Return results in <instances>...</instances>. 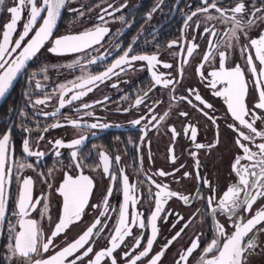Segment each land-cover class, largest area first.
Segmentation results:
<instances>
[{"label": "flooded vegetation", "instance_id": "af4514ba", "mask_svg": "<svg viewBox=\"0 0 264 264\" xmlns=\"http://www.w3.org/2000/svg\"><path fill=\"white\" fill-rule=\"evenodd\" d=\"M239 2L241 0H217L218 6L227 8L235 7ZM242 2L245 4L243 15L246 19L250 18L249 13L254 10L253 6L264 9V0H242ZM12 4L13 0H7L5 9ZM203 6L202 0H71L62 11L61 18L53 31L52 40L64 35L82 33L98 24L107 27L108 33L100 44L94 46L95 50L88 49L87 54L55 55L47 51L52 44L50 40L41 49L38 59L30 62L28 70L23 73L0 109V137L10 133L9 160L12 170V183L9 189L10 209L14 207L20 187L17 181L31 178L34 182L33 199L47 197L46 201L41 200L40 206L31 214L33 218L40 220L47 235L53 230L61 213L62 198L57 188L63 182L65 174L77 176L82 172L94 181L89 205L81 221L71 225L58 236L54 244L63 247L64 243L71 242L82 234L96 214L103 210L102 198L111 188L112 196L109 198V205L117 211H109L108 215L111 219L101 218L102 223H107V227L99 238L93 237L96 241L93 252L109 247L106 237L116 226L118 209L123 204L122 178L124 175L128 176L130 185L135 186V194L138 198L135 206L129 205V221L140 213L147 229L141 230L138 226L132 228V235L126 237L113 253L117 264H125L123 253L131 250L135 236L142 233L144 240L132 256L145 247V242L150 237L149 221L154 211L156 197L150 195L149 189L153 194L158 191L153 181L166 184L170 190L190 197H194L197 190L204 197L211 194L210 189L202 183L204 179L210 181L215 187L218 197L222 196L228 186L236 182L237 177L232 171V164L234 158L243 153L235 143L237 133L228 127L233 120L227 112V105L222 97L213 95L215 89L209 86L212 78L208 76V73L217 68L219 56L210 57L208 62L203 60V56L211 50L209 42L211 41L214 49L217 40L227 39L224 33L232 25L222 24L218 20H206L207 14L203 12H198L191 20L187 19L192 12ZM68 9H75V11ZM211 14L219 15L214 9ZM101 15L104 17L103 20L99 19ZM256 15L259 17L261 13ZM9 21L10 14L6 10L0 12V30H3V26ZM23 23L22 19L18 24L17 33L21 31ZM206 28H214L216 36L207 34ZM261 32H264V23H258L248 35L251 38H257ZM174 41L175 44L172 43ZM246 42V38L242 36L239 44L227 49L229 59L226 66L239 64L245 69V75L250 84L247 102L251 107L258 93L252 90L251 83L254 78L247 71L245 59L240 55V48ZM193 44L198 47L193 51V55L188 57L186 51ZM129 47L132 48L129 56L155 55L159 63L155 65V68H150L146 61H134L130 66L124 65V71L116 70L119 75H113L111 79L99 84V87H94V90L86 96L73 101L70 105L66 104L56 115H51L59 107L61 84H69L70 81L88 72L98 74L104 71ZM101 56L106 58L98 59ZM81 57L80 64L85 65L83 72L79 66L74 68L66 66ZM91 58H97V63L87 64ZM166 63L171 64L172 67L165 68ZM201 64H203L202 69L199 67ZM44 66H47L46 73L41 71ZM181 68L182 76L179 71ZM153 71L161 76L162 81L176 79L178 82L168 87H164L163 83L156 85L152 76ZM32 72L37 73L35 78L32 77ZM201 72L207 76V79L202 81ZM37 83L39 87L36 86ZM173 87L175 90L170 91ZM189 89H195L206 103L213 106L211 109L204 110L216 118L215 125L198 110L204 106L195 99L194 95H189ZM73 94L68 92L64 99L68 100ZM141 97L143 102L136 105V99ZM181 97L191 99L197 108H193ZM38 99L46 100V102L36 104L35 101ZM97 101L101 102L97 103ZM85 103L92 106L85 109L82 107ZM181 112H186L188 115L181 116ZM86 113H92V115L89 116ZM165 113L167 116H164ZM153 116L156 117L155 120L152 119ZM70 120L79 121L81 127L77 129L71 126ZM136 120H140L141 123L134 124ZM55 123L63 126L51 127ZM93 123L107 125V127L95 129L87 127ZM256 124L258 128H264L259 120ZM193 127L197 133L195 141L190 138ZM172 128H175L177 135H173ZM217 133L219 143L216 147L211 149L195 147L197 143L205 145L215 143ZM81 136L87 139L78 146V160L81 167L76 168L70 156L73 149L57 148L55 142L62 141L67 144ZM40 137L43 139H39ZM25 139L29 141L32 151H41L45 155L39 160L35 156H27L23 152L22 144ZM259 142L261 141L257 138V143ZM252 147L255 151V147ZM57 150L61 153L59 157L55 155ZM101 153L109 157V174H103L104 162ZM117 156L120 158L119 161L115 159ZM197 160L199 169L196 167ZM22 163L31 164L32 167H24L18 171V166ZM241 163L244 164L247 161H241ZM161 170L170 174L166 176L156 174ZM197 170L200 179L197 178ZM50 171L51 175H48ZM184 173L190 175L185 176ZM111 175L116 176L115 181L110 179ZM45 180L48 182L45 183ZM45 202L49 205L48 216L51 220L47 218L41 220L38 215ZM94 204H99L101 207L93 208ZM261 204H264V201L258 200L253 206V211ZM204 205V200H194L189 207L177 198L169 199L157 220L159 231L149 257L138 261V264H147V260L159 252L168 241H172L182 225L190 219L189 226L171 243L158 264H175L179 253L190 246L195 235L202 234L201 247L204 246L205 241L210 242L213 236V218L210 215L202 216L195 213L197 208L203 209ZM166 213L172 214L166 215ZM177 213L184 217V220L179 223H176ZM251 214L245 213L246 216ZM193 216H195L194 219ZM15 219L12 217L13 222ZM216 219L224 223L226 217L217 216ZM174 223L175 227H172ZM226 226L230 229V224ZM6 236L7 233L4 232L0 239V264H8L5 260ZM258 243L260 247L249 258V264H264V251H261L264 249V233L259 235ZM199 251L200 249H197L193 257H196ZM51 254L53 253L50 249L46 255ZM89 258L91 254L90 257H85V261ZM12 264H15V261ZM101 264H110V261L108 258H103ZM188 264H194V259L190 258Z\"/></svg>", "mask_w": 264, "mask_h": 264}, {"label": "snow or ice", "instance_id": "6c2138e0", "mask_svg": "<svg viewBox=\"0 0 264 264\" xmlns=\"http://www.w3.org/2000/svg\"><path fill=\"white\" fill-rule=\"evenodd\" d=\"M6 2L7 0H0V12L6 10L10 14V21L3 26V30H0V100L5 98L19 75L28 70L30 62L38 59V54L45 44L52 40L53 31L56 29L57 22L61 18L62 11L66 9V5L71 0H13L12 6H8L5 9ZM202 4L204 6L192 12L187 17L188 20H191L198 12H203L207 14L205 16L206 20H218L222 24L230 23L232 25L224 33L227 39L217 40L214 49L212 48L211 41L209 42L211 50L203 56V60L208 62L210 57L215 58V56H219L217 68L208 73V76L212 78L209 81V86L215 89L213 95L222 97L227 105V112L230 113L233 120V123L228 124V127L237 133L235 143L243 153V155H237L232 164V171L235 173L237 180L228 186L220 197L217 196L215 187L206 179L202 183L211 191V194L207 197L202 196L198 190L194 197H190L189 195L170 190L166 184H158L153 181L158 191L153 194L151 193V189H149L150 195L156 197L154 211L149 221L150 237L146 240L145 247L135 256H132V253L137 248H140L141 242L144 240L142 233L134 237V244L131 250L123 253L125 264H138V261L149 257L159 231L157 220L161 215L164 204L172 198L181 200L189 207H191L194 200H204V208H197L195 213L202 216L210 215L213 218L214 225L213 236L210 242L205 241L204 246L201 247L202 234L195 235L190 246L179 253V258L175 261V264H188L190 258L194 259V264H249V258L260 247L258 237L261 233H264V204H261L255 211H253V206L257 204L258 200L264 201V128H258L256 124L257 120H259L260 124L264 125V32H261L257 38L249 37L248 33L258 23H264V9L253 6L254 10L249 13L250 18L246 19L243 15L245 4L242 0L232 8L218 6L217 0H202ZM213 9L219 15H212ZM68 10L75 11V9ZM105 11L107 10L105 9ZM257 13H261V15L258 17ZM22 19L24 23L21 26V31L17 33L18 24ZM99 19L103 20L104 17L101 15ZM185 26L187 27V25ZM197 27H199L198 24ZM34 29L35 31H33ZM108 31L107 27L98 24L92 29L85 30L79 34L64 35L52 40V44L47 48V51L61 56L73 53L87 54L88 49L95 50L94 46L101 43ZM205 32L212 37H215L217 34L214 28H206ZM14 36L15 39H13ZM242 36L246 38L247 42L240 48V55L245 59L247 71L254 78L251 83L252 90L258 93L257 99L253 101L251 107H249L247 102L250 84L246 78L245 69L239 64L231 67L226 66V62L229 59L227 49L234 48L236 44H239ZM172 43L175 44L176 42ZM169 46L171 47L172 45L170 44ZM197 47V45L193 44L191 48H188L186 51L187 56L191 57ZM130 52H132L131 47L98 74L88 72L77 77L76 80L70 81L69 84H61L59 86V107L51 115H56L66 104L70 105L73 101L86 96L94 90V87H99V84L104 83L107 79H111L113 75H119V72L116 70L120 69V71H124V65L130 66L134 61H146L150 68H155V65L159 63L155 55L134 54L129 56ZM105 58L106 56H101L98 59L104 60ZM80 59L82 57L66 66L68 68L79 66L83 72L85 65L80 64ZM96 63L97 58H91L87 61V64ZM164 67L171 68L172 65L166 63ZM199 67L202 69L203 64ZM41 71L46 73L47 66L41 68ZM179 71L182 76L183 69L181 68ZM31 75L35 78L37 73L32 72ZM200 75L202 81L207 79V76L203 72ZM152 76L156 85L163 83L164 87L175 85L178 82L176 79L162 81L161 76L155 71L152 72ZM45 79H47L46 75ZM36 86L39 87V83ZM76 89H80V91H76ZM174 90V87L170 89V91ZM68 92H73L74 94L68 100H65L64 96ZM188 92L190 96L194 95L195 99L200 101V104L204 106L203 108H198V110L215 125L216 118L204 110L205 108L211 109L213 106L206 103L195 89H189ZM181 99L187 100L193 108H197V105L193 104L192 100L188 97H181ZM45 102L46 100L39 99L35 101L36 104H43ZM100 102L97 101V103ZM142 102L143 98L141 97L136 99L135 104L139 105ZM91 106L87 103L82 105L85 109ZM258 111L259 114H257ZM86 115L90 116L92 113H86ZM180 115L187 116L188 114L181 112ZM164 116H167V113ZM152 119L155 120L156 117L153 116ZM69 123L77 129L81 127L77 120H70ZM133 123L139 125L141 121L136 120ZM61 126L63 125L60 123L51 125L54 128ZM87 127L95 129L97 127H107V125L93 123L87 125ZM245 129L247 131H244ZM171 131L173 135H177L175 128H172ZM196 134V129L193 127L190 136L192 141L196 140ZM257 138L261 142L257 143ZM39 139H43V137ZM86 139L87 137L81 136L67 144L62 141H56L55 144L57 148L67 147L73 149L70 156L75 167L80 168L78 146H81ZM9 142L10 133H5L0 137V235H3L4 232L7 233L5 260L8 264H12L13 261H15V264H101L103 258H108L110 264H117L113 253L120 247L126 237L132 235V228L138 226L141 230L147 229L145 220L141 218L142 214L140 213H137L129 221V205L135 206L138 198L135 194V186L130 185L128 176L124 175L122 178L123 204L118 209L116 226L106 237L110 244L109 247L95 253L93 252V245L96 242L93 237L99 238L100 234L107 227V223H102L101 218L111 219L108 215L109 211H117V209L111 208L109 205V198L112 196L111 188L108 189L106 195L102 198L103 210L96 214L93 221L82 234L71 242L64 243L62 241L64 243L63 247L54 244L53 242L58 236L64 233L71 225L81 221L89 205L94 181L82 172L77 176L65 174L63 182L57 188L58 194L62 198L61 213L53 230L46 235L40 220L33 218L31 214L40 206L41 200L46 201L47 197L41 196L35 200L33 199L32 190L34 182L31 178L17 181L20 187L14 207L12 209L9 208V189L12 183ZM218 143L217 133L215 143L210 145L197 143L195 147L197 149H211L216 147ZM22 144L23 152L29 157L35 156L39 160V158L45 155L41 151H32L27 139L23 140ZM252 146L255 147V151H253ZM55 155L59 157L61 155L60 151H55ZM101 157L104 162L103 174H109V157L104 153H101ZM115 159L119 161L120 158L117 156ZM241 161H247V163L242 164ZM24 167H32V165L22 163L18 166V171ZM196 167L199 169L198 160L196 161ZM156 174L166 176L170 173H165L161 170ZM48 175H51V171ZM184 175L188 176L190 174L184 173ZM196 175L200 179L198 170ZM110 179L115 181L116 176L111 175ZM47 182L45 180V183ZM92 207L99 208L101 205L94 204ZM48 213L49 205L45 202L38 215L41 220L44 218L51 220ZM245 213L252 214L246 216ZM171 214L166 213V215ZM176 216V223L184 220V217L179 215V213ZM217 216L226 217L225 222L221 223L216 219ZM12 217L16 218L15 222H13ZM192 218L194 219L195 216ZM190 223L191 219L186 221L172 241H168L160 248L159 252L152 255L147 260V264H158L167 248L171 246V243L175 239L179 238L180 234L183 233ZM229 224L230 229L226 226ZM172 227H175V223ZM57 248L59 250H56ZM50 249L53 254L46 255L50 252ZM82 249L83 251H81ZM197 249H200V251L196 257H193V253ZM261 251H264V249H261ZM90 254L91 258L85 261V257H90Z\"/></svg>", "mask_w": 264, "mask_h": 264}, {"label": "water", "instance_id": "95a60500", "mask_svg": "<svg viewBox=\"0 0 264 264\" xmlns=\"http://www.w3.org/2000/svg\"><path fill=\"white\" fill-rule=\"evenodd\" d=\"M58 23V22H57ZM24 73V72H23ZM23 73H21L18 77V79L14 82L13 87L10 89V91L6 94L5 98L0 100V109L2 108V106L4 105V103L7 101V99L9 98L10 94L12 93L13 89L15 88L16 84L18 83V81L20 80L21 76L23 75ZM0 239H1V235H0Z\"/></svg>", "mask_w": 264, "mask_h": 264}]
</instances>
